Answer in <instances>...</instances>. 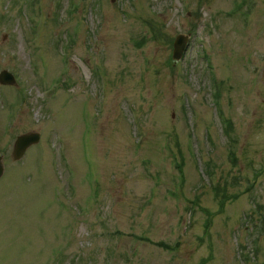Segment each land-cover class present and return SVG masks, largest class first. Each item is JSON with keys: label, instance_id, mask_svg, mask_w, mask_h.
<instances>
[{"label": "rangeland", "instance_id": "374dc122", "mask_svg": "<svg viewBox=\"0 0 264 264\" xmlns=\"http://www.w3.org/2000/svg\"><path fill=\"white\" fill-rule=\"evenodd\" d=\"M3 69L0 264H264V0H0Z\"/></svg>", "mask_w": 264, "mask_h": 264}, {"label": "water", "instance_id": "95a60500", "mask_svg": "<svg viewBox=\"0 0 264 264\" xmlns=\"http://www.w3.org/2000/svg\"><path fill=\"white\" fill-rule=\"evenodd\" d=\"M189 37L183 34H180L176 41H175V50H174V58L179 60L183 57L184 52L188 46ZM0 81L2 83H15V78L13 74L8 72L7 70L3 71L0 74ZM40 135L39 133H26L20 135L14 145L13 150V158L18 160L22 158L24 153L26 152L27 148L30 147L32 144L37 143L39 141ZM4 163H3V156H0V178L4 173Z\"/></svg>", "mask_w": 264, "mask_h": 264}]
</instances>
